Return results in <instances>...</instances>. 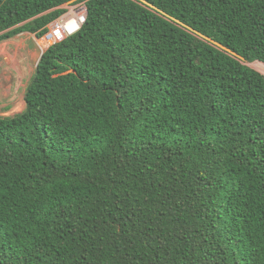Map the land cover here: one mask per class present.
Segmentation results:
<instances>
[{"label":"trees","instance_id":"16d2710c","mask_svg":"<svg viewBox=\"0 0 264 264\" xmlns=\"http://www.w3.org/2000/svg\"><path fill=\"white\" fill-rule=\"evenodd\" d=\"M0 117V264H264V0H0L38 39Z\"/></svg>","mask_w":264,"mask_h":264},{"label":"rangeland","instance_id":"374dc122","mask_svg":"<svg viewBox=\"0 0 264 264\" xmlns=\"http://www.w3.org/2000/svg\"><path fill=\"white\" fill-rule=\"evenodd\" d=\"M64 7L67 13L49 26V33L52 32L54 39H59L55 33L63 27L68 13L85 8L84 4L76 3ZM66 36L68 34L64 33L63 38ZM59 41L55 42L47 36L38 39L33 34L24 33L0 44V117H14L24 111L25 92L40 58L51 45ZM249 66L264 75V67L260 62Z\"/></svg>","mask_w":264,"mask_h":264},{"label":"bare ground","instance_id":"6f19581e","mask_svg":"<svg viewBox=\"0 0 264 264\" xmlns=\"http://www.w3.org/2000/svg\"><path fill=\"white\" fill-rule=\"evenodd\" d=\"M85 8L82 10L74 9L68 13L65 17L63 27L56 31L55 35L58 38L64 37V33L73 34L77 32L81 26L83 25V16H85ZM261 66L264 67V64L260 63Z\"/></svg>","mask_w":264,"mask_h":264},{"label":"built area","instance_id":"2783aa9c","mask_svg":"<svg viewBox=\"0 0 264 264\" xmlns=\"http://www.w3.org/2000/svg\"><path fill=\"white\" fill-rule=\"evenodd\" d=\"M84 6H85V5H84ZM85 12L87 13V9H86V7H85ZM85 17H86V14H85V16H83V22H84ZM65 35H66V34H65ZM69 35H71V34H68V36H69ZM46 36H47L48 38L54 40L55 42H56L57 40L62 41V40L64 39L63 37H62V38H59V39H54L53 36H52V32L49 33V34H47ZM66 37H67V36H66ZM60 41H59V42H60Z\"/></svg>","mask_w":264,"mask_h":264},{"label":"clouds","instance_id":"9594fccd","mask_svg":"<svg viewBox=\"0 0 264 264\" xmlns=\"http://www.w3.org/2000/svg\"><path fill=\"white\" fill-rule=\"evenodd\" d=\"M87 14V13H86ZM87 16V15H86ZM62 18V17H61ZM85 22V21H84ZM84 22H83V24H84ZM82 27V26H81ZM74 34V33H73Z\"/></svg>","mask_w":264,"mask_h":264},{"label":"water","instance_id":"95a60500","mask_svg":"<svg viewBox=\"0 0 264 264\" xmlns=\"http://www.w3.org/2000/svg\"><path fill=\"white\" fill-rule=\"evenodd\" d=\"M87 15V14H86ZM86 20V17H85V19H84V21Z\"/></svg>","mask_w":264,"mask_h":264}]
</instances>
